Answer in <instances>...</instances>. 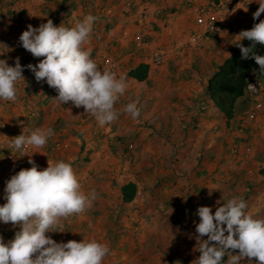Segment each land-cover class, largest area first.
<instances>
[{
  "label": "rangeland",
  "instance_id": "374dc122",
  "mask_svg": "<svg viewBox=\"0 0 264 264\" xmlns=\"http://www.w3.org/2000/svg\"><path fill=\"white\" fill-rule=\"evenodd\" d=\"M216 1L0 0V59L15 66L19 58L25 78L17 84L15 102L0 100V204L6 202V181L32 167L28 155L12 148V140L51 127L55 135L46 146L27 148L29 154L44 153L31 158L39 169L48 162H69L82 190L95 189L98 197L91 209L62 219L54 229L64 231L46 235L58 243H107L110 254L103 264H195L201 255L195 227L200 206L211 207L214 214L223 202L238 197L246 201L247 213L264 218V90L260 101L248 94L240 98L229 122L206 91L208 79L233 52L236 35L247 29L259 3L232 0L237 9L219 17L215 39L197 18L212 12ZM140 3L148 5L152 17L145 40L168 49L161 65L152 62L148 49L132 44ZM88 14L97 20L84 47L92 49L91 58L101 69L102 61L120 60L113 72L125 76L128 85L116 103L119 118L103 127L83 107L57 103L58 91L46 81L37 82L27 67L43 57H34L19 42L28 25L38 27L51 19L56 26L71 27ZM141 63L150 65L146 81L129 76ZM259 69L254 73L264 86ZM133 102L140 109L135 120L123 112ZM254 106L257 114L242 131L241 122ZM128 182L137 185L129 203L121 192ZM18 230L0 223L5 243ZM240 264H256V258L245 257Z\"/></svg>",
  "mask_w": 264,
  "mask_h": 264
},
{
  "label": "clouds",
  "instance_id": "9594fccd",
  "mask_svg": "<svg viewBox=\"0 0 264 264\" xmlns=\"http://www.w3.org/2000/svg\"><path fill=\"white\" fill-rule=\"evenodd\" d=\"M259 8L253 17L264 13V0H257ZM88 14L74 26H56L51 19L38 27L28 25L19 36L20 45L34 57H43L37 65L27 67L34 73L37 82L46 83L58 91V104L71 102L83 107L103 127L116 121L120 112L116 103L127 90L126 77L111 70H103L91 58L89 43L94 22ZM234 43L240 48L241 58L253 56L264 75V56L256 55L252 48L245 47L244 39L264 43V20L254 24L250 30H242ZM23 67L16 58L15 66L0 59V100L15 102L17 84L22 79ZM250 92L256 86L248 84ZM123 112L133 120L140 115L136 103H128ZM0 127H3L0 125ZM55 135L53 128H38L30 135L21 134L12 140V148L28 155L31 168L21 169L6 181L4 204H0V223L19 226L14 238L7 243L0 236V264H103L110 254L107 243L97 240L56 242L49 232L56 229L62 219L82 214L93 207L98 197L95 189L85 193L69 162L49 163L39 169L31 158L34 151L41 149ZM243 198L233 197L223 202L212 212L209 206H200V217L196 224L197 250L201 253L195 264H240L245 257L256 258V264H264V218L255 217L245 210ZM226 225V227H225ZM225 233H228L227 235ZM207 239H203L204 236ZM215 242V243H212ZM231 250H238L233 254Z\"/></svg>",
  "mask_w": 264,
  "mask_h": 264
},
{
  "label": "trees",
  "instance_id": "16d2710c",
  "mask_svg": "<svg viewBox=\"0 0 264 264\" xmlns=\"http://www.w3.org/2000/svg\"><path fill=\"white\" fill-rule=\"evenodd\" d=\"M264 20V14L260 17H252L246 30H250L254 24ZM218 30L207 32V36L218 39ZM241 43L245 47L252 48L256 55H260L264 48V43L244 39ZM259 65L256 63L253 56L247 59L241 58L240 48L235 46L233 52L219 64L218 68L213 72L208 79L206 91L214 105L223 112L227 121L235 118L237 101L244 97L246 87L250 75L258 69ZM150 65L148 63H141L135 68H131L129 76L138 81H146L149 77ZM121 192L124 202H132L137 194V185L134 182H128L121 187ZM228 260V256L224 257V261Z\"/></svg>",
  "mask_w": 264,
  "mask_h": 264
},
{
  "label": "built area",
  "instance_id": "2783aa9c",
  "mask_svg": "<svg viewBox=\"0 0 264 264\" xmlns=\"http://www.w3.org/2000/svg\"><path fill=\"white\" fill-rule=\"evenodd\" d=\"M237 9V4L232 0H217L213 4L212 12H204L200 14L197 18L198 24L203 26L204 33L213 32L218 29L217 22L219 17L224 15H232ZM152 17L150 16V11L147 4H138L135 11V21L138 24V29L136 31L135 37L132 39V44H135L137 48L148 49L151 53V60L157 65L163 64L167 59L168 49L163 44H158L156 46H150V44L145 40L150 32L148 30L149 23ZM120 65V60L113 57L108 61H102V69H108L116 71ZM101 67V65H99ZM253 84L256 86L257 91L250 92L248 90V84ZM264 86L260 78L253 72L248 80L246 93L253 101H260L263 97ZM257 114V107H252L248 112L247 116L243 118L241 122V130L248 126L251 118H254Z\"/></svg>",
  "mask_w": 264,
  "mask_h": 264
},
{
  "label": "crops",
  "instance_id": "0c3cea01",
  "mask_svg": "<svg viewBox=\"0 0 264 264\" xmlns=\"http://www.w3.org/2000/svg\"><path fill=\"white\" fill-rule=\"evenodd\" d=\"M221 18H222V16H221ZM200 28H202L203 29V26H200ZM203 31H204V29H203ZM152 32H154V31H152ZM236 111V110H235ZM10 226V225H9Z\"/></svg>",
  "mask_w": 264,
  "mask_h": 264
}]
</instances>
